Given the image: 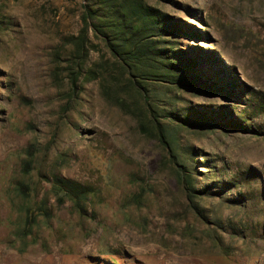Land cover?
<instances>
[{
  "label": "rangeland",
  "instance_id": "374dc122",
  "mask_svg": "<svg viewBox=\"0 0 264 264\" xmlns=\"http://www.w3.org/2000/svg\"><path fill=\"white\" fill-rule=\"evenodd\" d=\"M143 2L181 28L161 46L212 59L197 74L234 88L147 84L189 116L159 119L168 144L142 133L124 77H83L70 101L64 39L79 33L87 0H0V264H264V0ZM88 38L85 64L98 69L110 56ZM101 83L128 107L107 101ZM235 120L245 131L229 128ZM53 175L92 192L82 210L49 195L53 217L22 239L13 187L31 183L40 199Z\"/></svg>",
  "mask_w": 264,
  "mask_h": 264
},
{
  "label": "trees",
  "instance_id": "16d2710c",
  "mask_svg": "<svg viewBox=\"0 0 264 264\" xmlns=\"http://www.w3.org/2000/svg\"><path fill=\"white\" fill-rule=\"evenodd\" d=\"M83 10L82 27L79 33L77 36L64 39V43L71 47L66 68L70 101L77 103L79 100L80 83L83 77L97 79L105 75L117 83L120 76L124 77L126 84L134 93L133 104L142 115L140 121L142 133L152 135L151 131H155L159 141L168 144L166 130L159 119L166 117L167 114V117L176 123L190 125L189 116L183 118L177 111L167 110L162 104L167 100L157 99L150 95L152 88L148 89L147 84L163 87L180 86L194 92L234 94L231 90V88L234 89L232 85L228 86L224 83V86H220L219 80L223 82V79L213 70H210V73L207 71L202 75L197 74L199 61L203 63L204 60H210L213 65L212 59L188 57L186 51L178 49L175 52L166 46H161L165 43V36L174 31L179 32L181 28L168 21L166 15L160 10L147 6L143 0H87ZM89 31L103 41L110 60L115 65V71L107 66L110 60H100L97 63L98 69L86 67ZM101 91L107 101H112L122 109L128 107L126 99L116 96L118 95L116 93H111L106 84L101 83ZM162 94H166L165 90ZM136 98H139V103L136 102ZM191 113L196 120H203L204 124L200 125L209 127L215 123L206 115H200L196 110ZM228 125L230 129L245 131L240 121H229ZM44 181L48 185V190L40 199L32 194L34 189L31 183L20 182L13 187V192L21 199L18 231L22 239L33 236V230L40 222L48 223L53 217L48 206L49 195L62 202L70 200L77 210H82L81 202L92 192L87 187L79 186L59 176H46ZM183 181L184 184L190 186L188 178H184Z\"/></svg>",
  "mask_w": 264,
  "mask_h": 264
}]
</instances>
